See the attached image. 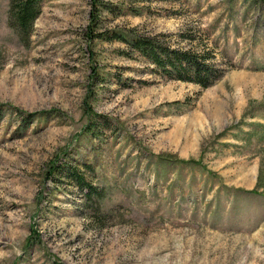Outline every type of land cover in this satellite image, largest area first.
<instances>
[{
  "label": "rangeland",
  "instance_id": "374dc122",
  "mask_svg": "<svg viewBox=\"0 0 264 264\" xmlns=\"http://www.w3.org/2000/svg\"><path fill=\"white\" fill-rule=\"evenodd\" d=\"M9 10L0 264H264V0H42L27 41ZM136 36L226 74L168 79Z\"/></svg>",
  "mask_w": 264,
  "mask_h": 264
},
{
  "label": "trees",
  "instance_id": "16d2710c",
  "mask_svg": "<svg viewBox=\"0 0 264 264\" xmlns=\"http://www.w3.org/2000/svg\"><path fill=\"white\" fill-rule=\"evenodd\" d=\"M41 12L42 0H10L9 24L22 41H27L33 35L35 23ZM181 40L190 41L191 44L197 41L188 34H182ZM131 43L139 53L156 65L161 75L171 80L193 82L209 88L221 80L227 71L217 56L206 48L191 46L192 51H186L184 48L175 50L162 41H151L149 38L138 36L134 37ZM67 176L82 189H87L90 196L100 194L93 186L86 184L78 169L68 172Z\"/></svg>",
  "mask_w": 264,
  "mask_h": 264
}]
</instances>
